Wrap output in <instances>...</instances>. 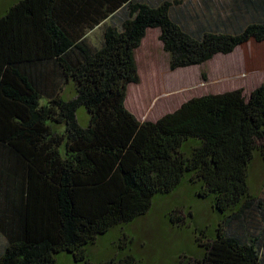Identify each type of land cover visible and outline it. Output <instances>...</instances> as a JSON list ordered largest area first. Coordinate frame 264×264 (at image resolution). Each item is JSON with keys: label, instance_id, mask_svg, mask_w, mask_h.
<instances>
[{"label": "trees", "instance_id": "trees-1", "mask_svg": "<svg viewBox=\"0 0 264 264\" xmlns=\"http://www.w3.org/2000/svg\"><path fill=\"white\" fill-rule=\"evenodd\" d=\"M234 3L243 19L236 28L228 26L234 15L224 22L219 7L206 3V20L194 31L171 17L166 0H16L8 7L0 16V264H55L64 251L77 264H139L130 248L94 261L87 247L143 216L185 176L218 213L251 206L248 167L256 152L264 161V84L248 98L242 88L191 97L154 121L138 120L124 105L127 85L139 81L134 50L148 28L159 29L171 70L250 39L263 42L264 0ZM124 7L120 28L105 25L90 45L87 32ZM70 80L76 94L66 100ZM80 106L89 113L85 127L76 118ZM216 231L179 264H264L253 242Z\"/></svg>", "mask_w": 264, "mask_h": 264}, {"label": "rangeland", "instance_id": "rangeland-1", "mask_svg": "<svg viewBox=\"0 0 264 264\" xmlns=\"http://www.w3.org/2000/svg\"><path fill=\"white\" fill-rule=\"evenodd\" d=\"M15 1L0 0V16ZM142 1L154 5L164 0ZM166 1L171 3V17L187 30L194 31L199 19L206 20V3L214 6L215 12L219 7L222 18L225 17L224 22L231 21L227 16L234 15L231 21L234 23L228 22L229 28H236L237 22L241 24L243 21L237 20L240 13L234 0ZM126 12L124 7L104 23L89 30L88 43L98 45L102 29L107 24L120 28L121 19ZM262 50L264 44L252 41L236 47L231 53H218L200 64L171 70L168 54L159 40V29L148 28L134 50L139 81L127 85L124 105L138 120H156L194 96L242 88L246 98L252 90L264 84ZM73 83L70 80L63 85V99H71L76 94ZM136 95L143 98L133 106L131 100ZM45 102V98L40 100L41 104ZM76 118L81 126L88 125L89 113L85 107L77 109ZM53 127L57 132L65 130L63 123H54ZM247 181L249 192L254 198L251 206L241 210L242 204L235 210L221 214L214 209L213 198L200 197L197 185L189 176H185L175 190L156 195L150 209L143 216L99 236L87 247L88 257L94 261H102L126 254L130 248L139 264H179L183 255L185 259L197 256L203 249L202 246L198 247L197 242L203 244L211 241L217 228H221L223 232L244 242H253L264 263V161L257 152L249 164ZM235 214L238 216L234 217ZM223 220L225 224L222 227L219 223ZM202 233L206 238L200 236ZM5 242L0 233V253ZM54 256L55 264H77L69 252H59Z\"/></svg>", "mask_w": 264, "mask_h": 264}, {"label": "bare ground", "instance_id": "bare-ground-1", "mask_svg": "<svg viewBox=\"0 0 264 264\" xmlns=\"http://www.w3.org/2000/svg\"><path fill=\"white\" fill-rule=\"evenodd\" d=\"M143 98V96H140V97H138L137 95H136V97H133L132 98V104H133V106L135 105V104H138V103H140V100ZM142 105V104H141ZM140 105V106H141ZM146 116V115H145Z\"/></svg>", "mask_w": 264, "mask_h": 264}, {"label": "crops", "instance_id": "crops-1", "mask_svg": "<svg viewBox=\"0 0 264 264\" xmlns=\"http://www.w3.org/2000/svg\"><path fill=\"white\" fill-rule=\"evenodd\" d=\"M160 33V32H159ZM252 41H254L253 39H250L249 41H247V43H250V42H252ZM255 43H257V44H264V41L263 42H256V41H254ZM247 43H244V44H242V45H239V46H244V45H246ZM239 46H237V47H239ZM263 52H264V50H262ZM262 58H264V55H263V57ZM208 94V93H207ZM249 97V96H248ZM248 97H246V98H248ZM158 119V118H157ZM140 121H144V120H140ZM150 121H154V120H150Z\"/></svg>", "mask_w": 264, "mask_h": 264}]
</instances>
